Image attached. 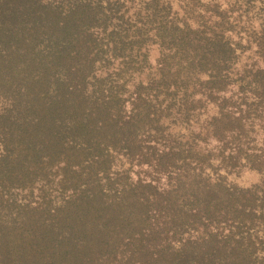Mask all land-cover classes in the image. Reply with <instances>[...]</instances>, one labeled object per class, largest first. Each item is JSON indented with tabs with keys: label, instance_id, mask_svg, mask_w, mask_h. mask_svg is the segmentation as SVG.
Masks as SVG:
<instances>
[{
	"label": "trees",
	"instance_id": "1",
	"mask_svg": "<svg viewBox=\"0 0 264 264\" xmlns=\"http://www.w3.org/2000/svg\"><path fill=\"white\" fill-rule=\"evenodd\" d=\"M0 264H264V0H0Z\"/></svg>",
	"mask_w": 264,
	"mask_h": 264
},
{
	"label": "rangeland",
	"instance_id": "2",
	"mask_svg": "<svg viewBox=\"0 0 264 264\" xmlns=\"http://www.w3.org/2000/svg\"><path fill=\"white\" fill-rule=\"evenodd\" d=\"M151 56H154V53H151ZM259 179L260 177L255 173L249 171H243L241 172L240 177L236 180V182L239 186L246 187L254 183H257Z\"/></svg>",
	"mask_w": 264,
	"mask_h": 264
}]
</instances>
